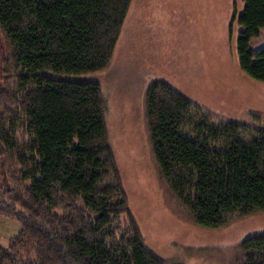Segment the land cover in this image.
Instances as JSON below:
<instances>
[{"label":"trees","instance_id":"trees-1","mask_svg":"<svg viewBox=\"0 0 264 264\" xmlns=\"http://www.w3.org/2000/svg\"><path fill=\"white\" fill-rule=\"evenodd\" d=\"M237 62L264 83V0H242ZM132 0H0V215L19 231L0 264H167L144 242L110 143L99 81ZM152 157L185 218L206 229L264 212V121L220 118L168 82L144 96ZM238 264H264V233Z\"/></svg>","mask_w":264,"mask_h":264},{"label":"rangeland","instance_id":"rangeland-1","mask_svg":"<svg viewBox=\"0 0 264 264\" xmlns=\"http://www.w3.org/2000/svg\"><path fill=\"white\" fill-rule=\"evenodd\" d=\"M242 7V0H132L110 66L88 76L102 87L129 208L145 244L167 264H238V244L264 233V212L215 230L190 223L154 162L145 120L146 87L160 79L220 118L251 121L254 113L264 121V83L237 62ZM261 47L264 28L249 45ZM18 231L15 219L0 215L1 245Z\"/></svg>","mask_w":264,"mask_h":264}]
</instances>
